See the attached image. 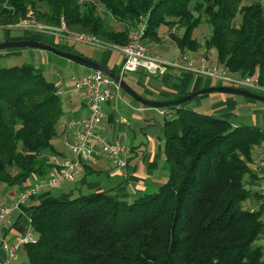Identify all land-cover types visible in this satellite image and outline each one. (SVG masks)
Returning <instances> with one entry per match:
<instances>
[{
  "label": "trees",
  "instance_id": "16d2710c",
  "mask_svg": "<svg viewBox=\"0 0 264 264\" xmlns=\"http://www.w3.org/2000/svg\"><path fill=\"white\" fill-rule=\"evenodd\" d=\"M244 1L0 0V28L19 24L32 9L38 22L57 27L63 17L70 29L125 45L147 16L146 42L159 41L163 25L180 26L181 36H169L183 53L200 48L192 31L204 18L212 27L205 45L218 62L233 74L257 72L264 85V3ZM47 42L76 52L72 43ZM188 104L165 117L162 185L130 202L78 187L30 206L36 241L26 244L27 262L11 264H264V201L247 187L261 178L253 149L263 144L264 128ZM62 115L54 81L41 68L0 67V185L11 198L55 167L50 156L60 154L53 139ZM252 196L260 202L253 211L244 205Z\"/></svg>",
  "mask_w": 264,
  "mask_h": 264
},
{
  "label": "crops",
  "instance_id": "0c3cea01",
  "mask_svg": "<svg viewBox=\"0 0 264 264\" xmlns=\"http://www.w3.org/2000/svg\"><path fill=\"white\" fill-rule=\"evenodd\" d=\"M3 29H5L6 32L4 40L34 39L56 41V38H54L55 35L51 32L41 30L32 31L29 30L32 28L25 27L21 24H16L11 28ZM48 35H50V37H48ZM108 48H110L109 55H104L99 61L103 65L114 70L122 63L123 55L116 49L111 47ZM14 51L20 50L15 49ZM87 70H89V68H87ZM87 70L78 75L87 72ZM134 73L140 75V77L135 80L136 84L139 85H141L144 76L150 74L144 70L135 71ZM155 75L156 77L161 76L166 84L165 87L159 89V92L161 91L163 97L156 98L153 97L152 94L146 95L141 93L142 95L153 99L175 98L206 86L217 85L202 84L201 78H204V76H198L194 73L185 72L175 68H168L164 73ZM72 77L71 81L73 84ZM68 88L69 91L64 95L65 102L63 106V115H66L67 117L63 125H60L57 128V135L53 139L54 146L60 154L51 155V162L53 156L61 159L70 154L67 142L72 143L75 141L76 129L70 127L69 122L72 119L80 118L88 113L83 94L72 90L69 85ZM145 91L149 90L145 88ZM224 95L215 98L212 107L215 114L229 119L233 116L234 111L239 104L233 97L226 94ZM141 106L143 105L138 101H131L124 96L123 99L114 97L112 100L102 104V108L105 111V117L97 126V131L109 139H113L121 133L120 142L130 151L127 155L128 164L126 167H119L110 158L102 157L96 160L90 159L85 163L83 169L76 174L74 179L68 180L73 181V188L71 190H76L80 187L85 190L111 191L112 193L117 194L120 200L130 202L147 192L155 191L164 183L167 175L164 156V122L162 123V121H159L158 115H160V113L154 108L148 106L150 108L142 111ZM255 112H260V110H255ZM262 119L264 120V113L262 116L257 115L255 120L258 123L256 124H260ZM262 126L264 128V124ZM140 135H143L145 140H141L140 143H138L137 140ZM92 142L94 143V140H92ZM57 145H59L58 148L56 147ZM258 156L261 159V164L258 166L257 173L259 176H262L261 172L264 171V151ZM35 179L36 178H34V180ZM54 194L55 192L52 189L44 188L38 196L31 198L27 202L24 213H14L10 218V223L7 226L4 224L1 227L0 243L2 235H6L10 241H14L17 235L24 233L29 227L28 217L30 213L28 208L56 196ZM11 197L12 196L10 195L5 202L11 201L13 199ZM259 203L260 202H254L251 200L248 206L257 209ZM262 245L264 246V243ZM19 253L27 255L26 245L20 247L18 254ZM6 258L7 254L0 246V264H3Z\"/></svg>",
  "mask_w": 264,
  "mask_h": 264
},
{
  "label": "built area",
  "instance_id": "2783aa9c",
  "mask_svg": "<svg viewBox=\"0 0 264 264\" xmlns=\"http://www.w3.org/2000/svg\"><path fill=\"white\" fill-rule=\"evenodd\" d=\"M94 2V0H79ZM19 24L41 31H48L55 35L59 43L67 44L73 42H84L91 45L111 47L120 51L123 55V61L120 64L118 74L123 77L127 72L144 70L150 74H162L168 68H175L198 76L210 77L226 83L228 86L245 88L264 94V85L253 75L233 74L224 64H217L210 60V53L194 55L192 51H185L181 58L172 61H165L155 55L146 42V32L148 27L147 16H142L140 21L131 28L129 40L125 45H117L101 40L94 34L70 29L61 18V24L57 27L49 26L44 23L30 21L20 22ZM173 32L175 29L172 30ZM169 37V35L167 34ZM72 90L83 94L88 113L80 118L72 119L69 126L76 129V139L74 142H67L70 151L68 156L58 159L52 157L54 168L48 176L35 177L34 182L12 199L11 201L0 205V230L5 224L10 223V218L16 212L24 213L27 202L38 196L44 188L60 186L68 180L74 179L83 166L90 159L102 157L110 158L119 167H126L128 164L129 149L120 142L121 133L113 139L97 131V126L105 117V111L102 104L112 100L114 97L123 99L122 88L119 82L100 71L89 69L81 75L72 77ZM54 84L56 93L64 96L69 90L65 86L64 79L58 77ZM148 106H141V110L148 109ZM165 117H173V109L168 107H151ZM94 140V143L92 142ZM259 192L264 198V174L257 183ZM251 211L254 210L250 207ZM28 229L10 241L6 235L1 237V248L6 252L7 258L4 264H11L17 258V254L22 245L36 241L31 226V217H28Z\"/></svg>",
  "mask_w": 264,
  "mask_h": 264
},
{
  "label": "rangeland",
  "instance_id": "374dc122",
  "mask_svg": "<svg viewBox=\"0 0 264 264\" xmlns=\"http://www.w3.org/2000/svg\"><path fill=\"white\" fill-rule=\"evenodd\" d=\"M250 1L251 0H245L244 3H249ZM261 2L264 3V0H261ZM33 12L34 11L31 9L29 11L28 17L25 19H21L20 22H24V21L30 22L31 20L38 22L36 15ZM101 13L103 15L106 14L107 18L110 20V16L106 13V11L103 8H101ZM240 20H241V15L238 14L236 17V22L239 23ZM112 24L118 29L124 28L123 26L124 24H122L121 22L117 21V22H113ZM173 29H175L176 35L178 36H181L185 31V29L180 26H175L172 29H169V27L163 25L160 27L159 30L160 40L151 41L152 43L147 42L148 46L152 49L155 55L165 61L176 60L178 58H181L182 56L181 49L176 45V43L172 39H170V36L169 37L167 36V34L169 35V33L173 32L172 31ZM211 29H212L211 25L204 18H202L200 23L192 31L193 36L196 37L198 39V42L200 43V48L197 51H192V53L194 55L210 53V60L214 63L219 64L217 60L216 50L214 48L207 49L205 45V39L211 33ZM29 30L36 31V29L33 28ZM5 34H6L5 29L0 28V42L4 41L6 36ZM48 37H50V35H48ZM44 41H50V40H44ZM72 46L76 52L81 53L82 55L95 59L97 61L101 60L104 57V55L105 56L109 55L110 52L109 51L110 48L106 46L91 45L84 42H73ZM14 50L15 49H0V67H8V66L20 65V64H30L38 68H41L44 71L45 76L48 80L55 81L58 77L61 76V78L65 80V84H66L65 86L67 87V89H69L68 85L72 88V81H71L72 76L78 75L87 70V67L80 65L74 61H71L49 50L40 49V48H29V47L21 48L20 51H14ZM139 77L140 75H138L137 73L129 72L123 76V79L130 86L134 87L135 90H138L140 94L141 93H144L146 95L152 94V96L156 98L163 97V94L161 93V91L159 92V89L165 87L166 84L164 83V80L161 78V76L156 77V75L154 74H147L142 79L141 85L136 84L135 81ZM253 77L257 78L258 73L255 72L253 74ZM201 80H202L201 81L202 84L204 83V84L227 85L226 83L220 80H216L205 76L204 78H201ZM145 88L151 92L145 91ZM224 94L233 97L236 101H238L239 104V106L236 107L233 116L229 118L231 122H234L237 125H251V126L263 127L262 126L264 124L263 119L261 120L260 124H256L258 122H256L255 120L257 115L262 116V114L264 113L263 102L249 99L242 95H237V94L229 95L227 93ZM224 94L221 92L205 93L194 98L192 101L189 102L188 105L190 108H194L198 112L219 116L218 114H215V112L213 111L212 103L215 98H218L219 96H223ZM122 95L131 101L137 102L134 98H132L129 94H127L124 91H122ZM60 101L62 102V106H64V102H65L64 96H60ZM255 110H260V112H255ZM172 111L174 114L176 113V109H173ZM66 117H67L66 115L65 116L63 115L59 119L57 128L60 125H63ZM158 119L159 121H162V123L165 122V116L161 114L158 115ZM141 140H145L143 135H140L137 142L140 143ZM58 146L59 145H57L56 147L58 148ZM263 151H264V142L262 145L256 146L253 149V157L255 162L254 170L256 172H258V166L261 164V159L259 158L258 155L262 154ZM261 173L263 175L264 171ZM247 180L248 179L246 178V181ZM247 187L250 188L251 190L257 189L259 191V188L256 184L251 185L248 183ZM72 188H73V181H66L64 184L60 186L50 187V189H52L55 192L54 195H60L65 192H69ZM9 197L10 196H9L8 187L4 184L0 185V205L7 203L5 201L8 200ZM251 200H253L254 202L257 201L256 198L252 196L251 198L247 199L244 202L245 207L249 205V202ZM261 200L264 201V198H261ZM33 234L35 237L37 236L34 231ZM258 243L263 244L264 238L259 239ZM17 256L18 257L16 258V261L19 263L28 261L27 255H25L24 253H19L17 254Z\"/></svg>",
  "mask_w": 264,
  "mask_h": 264
},
{
  "label": "water",
  "instance_id": "95a60500",
  "mask_svg": "<svg viewBox=\"0 0 264 264\" xmlns=\"http://www.w3.org/2000/svg\"><path fill=\"white\" fill-rule=\"evenodd\" d=\"M40 48L54 52L60 56H63L71 61H74L80 65H83L89 69H94L102 73L107 74L115 81L119 82L122 90L129 94L132 98L138 101L142 105H147L151 107H180L183 104L189 103L194 98L210 92H221L227 94H237L244 97L261 101L264 103V94L255 92L253 90L238 88L228 85H213L195 90L190 93H186L175 98L170 99H153L146 97L136 91L132 86H130L115 70L103 65L100 61L86 57L80 53L74 51H68L60 49L51 42L34 40V39H18V40H4L0 42V49H17V48Z\"/></svg>",
  "mask_w": 264,
  "mask_h": 264
}]
</instances>
